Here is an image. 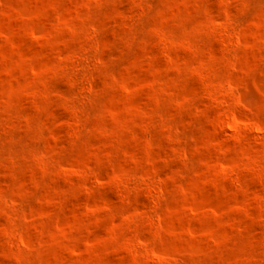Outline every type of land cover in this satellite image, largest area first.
Wrapping results in <instances>:
<instances>
[{
	"label": "rangeland",
	"instance_id": "1",
	"mask_svg": "<svg viewBox=\"0 0 264 264\" xmlns=\"http://www.w3.org/2000/svg\"><path fill=\"white\" fill-rule=\"evenodd\" d=\"M0 264H264V0H0Z\"/></svg>",
	"mask_w": 264,
	"mask_h": 264
}]
</instances>
